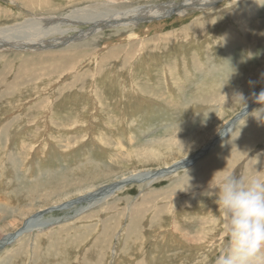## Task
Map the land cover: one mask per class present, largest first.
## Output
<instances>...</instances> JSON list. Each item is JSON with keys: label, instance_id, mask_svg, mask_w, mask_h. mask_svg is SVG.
Wrapping results in <instances>:
<instances>
[{"label": "rangeland", "instance_id": "374dc122", "mask_svg": "<svg viewBox=\"0 0 264 264\" xmlns=\"http://www.w3.org/2000/svg\"><path fill=\"white\" fill-rule=\"evenodd\" d=\"M180 1L0 0V28ZM239 1L229 15L217 0L210 39L214 16L191 8L0 48V240L25 229L0 244V264H215L229 243L216 184L226 173L264 179V105L214 143L242 111L235 94L264 87V0ZM221 34L246 42L216 43ZM154 171L170 174L85 200Z\"/></svg>", "mask_w": 264, "mask_h": 264}, {"label": "bare ground", "instance_id": "6f19581e", "mask_svg": "<svg viewBox=\"0 0 264 264\" xmlns=\"http://www.w3.org/2000/svg\"><path fill=\"white\" fill-rule=\"evenodd\" d=\"M112 1H113V3H121V1H124L126 3L128 0H112ZM229 1H230L228 3L230 5L229 9L234 7L236 4H240V2H241L239 0H229ZM216 2H217V0H182L180 2H170V3H163V4H158V5L141 6V7L135 8V9H128L125 11H117L116 9H110L109 8V9H106V11L102 10L103 12H100V13L99 12L93 13L92 12L93 9H89V8L75 9V10L70 11L68 14H66L64 16H59L56 18L51 17V16L41 18L40 27L35 31L24 30L22 33H17L19 31V29L15 30L16 26H10V27L6 26V27L0 28V48L7 46V45H12V47H16L18 45H21V46H24L26 48L31 47V48H35V49L36 48L40 49L42 47H47V46H51V45L55 44V43L46 44L43 41V38L45 36H47L48 34H50V33H51L50 35L65 34L69 31H78V28L75 27L78 24H89V25H91V28L94 29V28H101L105 24L111 23V22H115L116 25H124V24L130 23V22L144 21V20H149L152 18L159 20V19L164 18L165 16H168L171 14H176V15L182 16L186 13L187 10L194 9V11H199V9H202V8H206V9L208 8V11H206L205 13L208 14L210 17H211V15L214 16V18L210 22H208L207 28H205L202 31L203 32L202 35H204L206 37V39H210L211 34H214V32H213L214 28L217 26L216 22H215L217 16L214 12H216L217 9L221 8V7H218V8L215 7ZM244 4H245V2H244ZM244 4L242 3V6ZM222 9H224V8L222 7ZM221 12H223V11H221ZM235 12H236L235 9L234 10L230 9L229 15H232V13H235ZM216 21H218V20H216ZM191 29L192 28H190V30ZM211 30H212V32H211ZM86 32L87 31H80V33L78 35L81 36L82 34H84ZM187 36L189 38L188 34H187ZM188 38H187V42L189 40H191L190 38L189 39ZM244 38L240 39V38L228 35V34H223V35L221 34V35H218L215 37V39H216L215 41L217 43V41L219 39H221L222 43L226 44L228 42L227 44H229L230 46L231 45L239 46V45H243L246 42ZM38 42H41V43H38ZM32 43H35V44L29 45ZM56 44H58V43L56 42ZM228 48H230V47L228 46ZM114 55H115V52L110 50L109 52H107L105 60L108 58H113ZM241 60H243V59H241ZM109 79H110V77H109ZM261 90H264V87L259 89L256 92V94H259V92ZM255 104H257V102L255 100V97L252 95L251 97L248 98V100L246 101V103L244 104V106L242 108V111L237 115V117L226 122L225 125L218 131V133L215 134L214 143L219 141L224 135L228 134V132L231 131L232 127L235 124V119H237V118L239 119L243 114H245L246 111H248L246 108H251ZM168 172H170V171L146 172V173H143L141 175L131 176L127 179L116 181L111 185L101 187L100 190L94 192L92 195H89V196L86 195L85 200L92 198V197H97V198H95V199H97L96 201L103 200L107 196H109L114 190L121 188L123 186V183L126 180H133L134 178L141 180L144 178V176H146V178L149 180L150 179H157L158 177H163L167 174H170ZM102 192H103V194H101ZM90 205H92V203H90L88 206H90ZM53 221H57V220H53ZM44 224H46V223H44ZM42 226H43V224H40L39 226H37L38 227L37 230H41ZM24 231H25V229H22V230L15 232V233H12L9 236H4L0 240V244H4V243L6 244V243H10V242L14 241Z\"/></svg>", "mask_w": 264, "mask_h": 264}, {"label": "clouds", "instance_id": "9594fccd", "mask_svg": "<svg viewBox=\"0 0 264 264\" xmlns=\"http://www.w3.org/2000/svg\"><path fill=\"white\" fill-rule=\"evenodd\" d=\"M257 103L264 105V90L253 93ZM244 105L242 93L234 96ZM264 113V107L258 109ZM215 188L218 210L227 220L229 243L215 264H254L264 252V179L253 176L247 180L234 173L224 174Z\"/></svg>", "mask_w": 264, "mask_h": 264}]
</instances>
